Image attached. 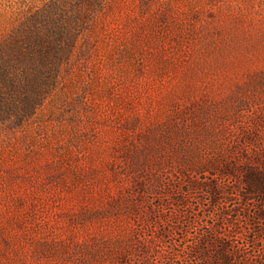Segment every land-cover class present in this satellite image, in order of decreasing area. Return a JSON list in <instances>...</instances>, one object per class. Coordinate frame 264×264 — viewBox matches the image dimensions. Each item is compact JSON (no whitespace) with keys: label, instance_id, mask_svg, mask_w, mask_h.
Segmentation results:
<instances>
[{"label":"rangeland","instance_id":"1","mask_svg":"<svg viewBox=\"0 0 264 264\" xmlns=\"http://www.w3.org/2000/svg\"><path fill=\"white\" fill-rule=\"evenodd\" d=\"M63 14L52 91L0 120V264H205L202 237L264 264L261 202L243 200L264 155V0H0V45Z\"/></svg>","mask_w":264,"mask_h":264},{"label":"trees","instance_id":"2","mask_svg":"<svg viewBox=\"0 0 264 264\" xmlns=\"http://www.w3.org/2000/svg\"><path fill=\"white\" fill-rule=\"evenodd\" d=\"M68 23V17L63 14L60 18L47 23L45 21L42 27L28 29L23 33V39L14 34L0 45V115L5 116L0 119L4 120L2 122L20 125L44 103L53 89L58 62L74 38ZM258 162L262 166H249L243 170V180L247 184L243 200L258 199L261 202L258 216L264 218V209L261 208L264 201V155ZM223 167L222 172L227 175H236L238 171L232 162L223 164ZM138 184L140 187L144 186L143 181ZM191 184L199 186L200 183ZM207 187L212 201L217 203L222 191L215 183H208ZM221 214L225 215L227 212ZM246 216L253 225L255 217L251 218L248 214ZM251 232L253 233H246L245 238L256 244L261 230L254 225ZM197 244V247L189 249V256L197 254L206 260L205 264H237L238 258L232 256L228 243L221 242V245L216 246L214 255L210 254L208 237H202Z\"/></svg>","mask_w":264,"mask_h":264}]
</instances>
